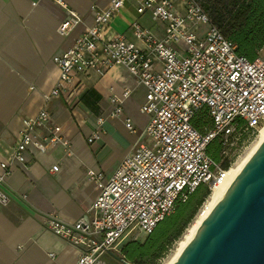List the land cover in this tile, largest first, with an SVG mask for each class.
Returning <instances> with one entry per match:
<instances>
[{
  "label": "built area",
  "instance_id": "1",
  "mask_svg": "<svg viewBox=\"0 0 264 264\" xmlns=\"http://www.w3.org/2000/svg\"><path fill=\"white\" fill-rule=\"evenodd\" d=\"M131 2L138 15L149 14L164 25L163 36L135 21L133 34L143 43L138 46L124 35L111 34L126 0H111L104 10L94 7L93 24L54 57L59 69L57 85L44 96L39 112L23 121L12 154L0 164V204L7 205V179L16 165L27 162L31 150L46 154L60 147L71 154V140L48 110L52 99L68 93L76 97L77 79L91 73L104 76L115 66L126 68L146 89L140 110L151 115L147 143L127 156L107 180L102 173L88 172L99 195L86 216L72 223L56 214L43 218L47 231L78 250L76 264H104V257L120 255L126 242L152 234L200 185L211 190L220 184L226 173L222 163L232 166L264 124V49L254 60L239 55L199 0ZM67 11L58 27L64 38L83 24L81 15ZM130 93L126 90L123 97H112L116 104L112 118L121 116ZM202 111L211 119L205 132L193 125ZM125 124L133 130L130 119ZM216 138L222 145L220 162L207 152Z\"/></svg>",
  "mask_w": 264,
  "mask_h": 264
},
{
  "label": "crops",
  "instance_id": "2",
  "mask_svg": "<svg viewBox=\"0 0 264 264\" xmlns=\"http://www.w3.org/2000/svg\"><path fill=\"white\" fill-rule=\"evenodd\" d=\"M110 1L0 0V164L12 154L23 121L39 112L44 96L57 85L54 57L93 24V8L107 9ZM68 9L81 15L83 24L64 38L58 27ZM135 21L158 37L164 34V25L149 14L138 15L131 0L115 17L111 34L124 35L142 47L131 28ZM75 87L76 97L68 93L48 104L52 120L72 142L71 154L60 147L46 154L31 150L27 162L13 168L4 186L10 201L0 204V264H76L78 250L47 231L43 218L56 214L72 223L86 216L99 195L88 172L109 179L127 156L148 141L151 115L140 110L146 89L126 68L115 66L104 76L91 73L77 79ZM126 90L131 93L124 99L123 112L112 118L116 108L112 97L121 98ZM127 119L133 130L126 127ZM95 134L99 138H93Z\"/></svg>",
  "mask_w": 264,
  "mask_h": 264
},
{
  "label": "water",
  "instance_id": "3",
  "mask_svg": "<svg viewBox=\"0 0 264 264\" xmlns=\"http://www.w3.org/2000/svg\"><path fill=\"white\" fill-rule=\"evenodd\" d=\"M175 264H264V142Z\"/></svg>",
  "mask_w": 264,
  "mask_h": 264
},
{
  "label": "trees",
  "instance_id": "4",
  "mask_svg": "<svg viewBox=\"0 0 264 264\" xmlns=\"http://www.w3.org/2000/svg\"><path fill=\"white\" fill-rule=\"evenodd\" d=\"M209 13L212 22L223 35L236 46V52L254 60L264 49V0H199ZM193 125L201 132L211 126L207 111H202L193 119ZM208 154L217 162L221 160L222 145L214 139L207 148ZM225 170L231 162H223ZM211 190L200 185L184 203H179L176 211L163 219L154 232L144 242H126L121 250V258L134 264H158L178 240L186 226L193 220L198 209L209 197Z\"/></svg>",
  "mask_w": 264,
  "mask_h": 264
},
{
  "label": "bare ground",
  "instance_id": "5",
  "mask_svg": "<svg viewBox=\"0 0 264 264\" xmlns=\"http://www.w3.org/2000/svg\"><path fill=\"white\" fill-rule=\"evenodd\" d=\"M263 142H264V124L258 132L256 141L251 146V148L248 150V152L245 154V156L240 161H238L235 165L231 166L230 169L226 170L224 179L220 184H217L212 187L209 197L207 198L202 208L199 210V213L196 216V218L189 225L186 233L179 240L173 255L171 256V258L166 264H175L178 261L185 247L192 240V238L194 237L198 229L202 226V224L211 214L213 209L222 199L226 191L229 189V187L232 185L234 180L241 173V171L243 170L247 162L252 158L255 152L263 144Z\"/></svg>",
  "mask_w": 264,
  "mask_h": 264
},
{
  "label": "rangeland",
  "instance_id": "6",
  "mask_svg": "<svg viewBox=\"0 0 264 264\" xmlns=\"http://www.w3.org/2000/svg\"><path fill=\"white\" fill-rule=\"evenodd\" d=\"M257 135H254L253 137H251L249 139V141L246 143V145L244 146V148L241 150V152L239 153V155H237L233 161H232V166L235 165L238 161H240L244 156L245 154L248 152V150L251 148V146L254 144V142L256 141L257 139ZM207 200V199H206ZM206 200L203 202L202 206L204 205V203L206 202ZM202 206L198 209L197 213L195 214L193 220L196 218V216L198 215L199 213V210L202 208ZM193 220L186 226V228L184 229V232L182 233L181 237L176 240L173 245L171 246V249L168 251V253L166 255H164L158 262V264H166L169 259L171 258V256L173 255L176 247H177V244L179 242V240L183 237V235L186 233L189 225L193 222ZM141 236H144V235H141ZM146 239V237H141L139 238L138 241L140 242H144ZM130 241H135V240H130ZM128 241V242H130ZM117 257H120L121 258V255H115V256H112V255H107L104 257V264H123L121 261L118 260Z\"/></svg>",
  "mask_w": 264,
  "mask_h": 264
}]
</instances>
